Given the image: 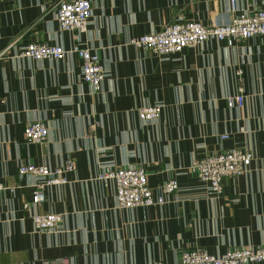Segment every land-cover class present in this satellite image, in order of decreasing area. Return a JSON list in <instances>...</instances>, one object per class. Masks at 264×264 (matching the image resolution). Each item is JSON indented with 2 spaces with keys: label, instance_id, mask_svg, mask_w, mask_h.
<instances>
[{
  "label": "crops",
  "instance_id": "0c3cea01",
  "mask_svg": "<svg viewBox=\"0 0 264 264\" xmlns=\"http://www.w3.org/2000/svg\"><path fill=\"white\" fill-rule=\"evenodd\" d=\"M66 0H0V264L175 263L182 252L264 245V36L228 45H202L160 57L130 39L163 31L179 20L231 22L232 0H91L84 32L64 31L57 20ZM238 13L264 0H235ZM79 43L100 57L106 77L99 92L82 79L76 54L63 60L20 55L30 43ZM241 75L238 76V72ZM242 107L227 97L240 94ZM162 104L142 121L139 110ZM44 120L49 136L30 143L25 127ZM228 135V138H223ZM233 148L250 151L248 172L224 181L214 194L198 180L194 162ZM72 158L69 182L46 189L33 205L39 178L21 164L62 166ZM144 166L154 194L167 181L179 188L163 205L119 208L113 182L97 177L109 167ZM63 215L59 231H38L31 215ZM254 264V263H248Z\"/></svg>",
  "mask_w": 264,
  "mask_h": 264
},
{
  "label": "built area",
  "instance_id": "2783aa9c",
  "mask_svg": "<svg viewBox=\"0 0 264 264\" xmlns=\"http://www.w3.org/2000/svg\"><path fill=\"white\" fill-rule=\"evenodd\" d=\"M234 16L231 22L223 25H204L199 21L179 20L165 27L163 31L130 39L129 43L139 49H150L160 57L176 54L186 47L202 45L209 39L235 45L237 42L253 36H264V8L251 12L238 13L235 0H232ZM93 15L91 0H66L59 4L57 20L64 31L81 33L86 31ZM70 54L78 55L83 61L82 79L94 92L102 89L106 77L104 65L99 55L89 47L76 43L66 49L61 45L49 43H30L20 53L21 56L35 60H63ZM7 56V50L0 53V61ZM241 71L238 72V76ZM240 94L227 97L229 107H242L244 104L243 89ZM163 105L144 106L139 110L142 121L156 120L162 112ZM25 136L30 143H44L49 136V127L44 120H35L25 127ZM223 138H228L224 135ZM253 161L250 151L233 148L226 152L207 155L194 162L193 168L198 180L206 183L214 194L224 192V181L229 177H240L249 171ZM76 170L72 158L62 166L51 168L47 165L21 164V175L33 174L39 178L35 184L32 199L24 203V209L31 211L33 205H40L46 200V189L52 185H63L69 182L68 174ZM105 185L113 182L119 208L150 207L163 205L166 194H172L179 188L176 178H172L163 186L162 194L156 195L148 182V172L144 166L109 167L101 171L97 177ZM35 229L38 231H59L62 228L63 215L49 212L31 215ZM264 264V245L230 249L222 255H213L206 250L193 249L182 252L180 258L172 264ZM44 264H72L69 257L45 260ZM142 264H166L160 261Z\"/></svg>",
  "mask_w": 264,
  "mask_h": 264
}]
</instances>
